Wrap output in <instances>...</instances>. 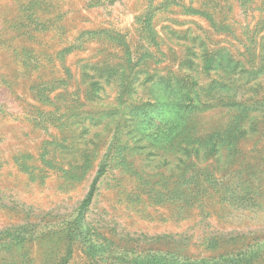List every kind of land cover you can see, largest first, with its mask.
Listing matches in <instances>:
<instances>
[{"label": "rangeland", "instance_id": "rangeland-1", "mask_svg": "<svg viewBox=\"0 0 264 264\" xmlns=\"http://www.w3.org/2000/svg\"><path fill=\"white\" fill-rule=\"evenodd\" d=\"M0 264H264V0H0Z\"/></svg>", "mask_w": 264, "mask_h": 264}, {"label": "trees", "instance_id": "trees-1", "mask_svg": "<svg viewBox=\"0 0 264 264\" xmlns=\"http://www.w3.org/2000/svg\"><path fill=\"white\" fill-rule=\"evenodd\" d=\"M101 173V169L99 168L97 173H96V177L93 179V182L91 184V187L86 195V197L84 198L83 202H82V206H86L89 204L92 196H93V192H94V189H95V185H96V181H97V178L98 176L100 175Z\"/></svg>", "mask_w": 264, "mask_h": 264}]
</instances>
